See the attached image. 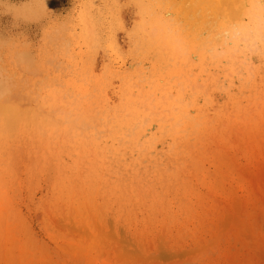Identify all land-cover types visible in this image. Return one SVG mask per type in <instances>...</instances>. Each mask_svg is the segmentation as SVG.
I'll return each instance as SVG.
<instances>
[{"label":"rangeland","instance_id":"1","mask_svg":"<svg viewBox=\"0 0 264 264\" xmlns=\"http://www.w3.org/2000/svg\"><path fill=\"white\" fill-rule=\"evenodd\" d=\"M0 80V264H264V0H0Z\"/></svg>","mask_w":264,"mask_h":264},{"label":"bare ground","instance_id":"2","mask_svg":"<svg viewBox=\"0 0 264 264\" xmlns=\"http://www.w3.org/2000/svg\"><path fill=\"white\" fill-rule=\"evenodd\" d=\"M226 35H227V34H226ZM27 74H28V73H27ZM30 75H31V74H30ZM2 80H3V79H2ZM0 81H1V80H0ZM0 84L3 85V86L0 85V108H1V109H2V108H5V111L2 109L3 111H1V113H2V112L7 113L6 105L4 106V105H2V104H3V103L8 104L9 101H10V102L12 101V100H10L11 98H10V94H9V93H10V90H9V89H10V88H9L10 86H9V83L7 82L8 86H9V87H7V86H6V83H5L4 81H1ZM6 87L8 88V90H7ZM11 90H12V88H11ZM21 95H22V94H21ZM22 96H24V95H22ZM16 97H17V96H16ZM19 97H21V96L18 95L17 99H20ZM12 98H14V100H15V97H12ZM14 100H13V101H14ZM21 100H22V99H21ZM21 100H19V101L21 102ZM28 100H29V99H28ZM25 101H26V100H25ZM20 102H18V101L15 102V101H14L13 103L10 104V105L12 106V108H17V109H16L17 111H15L16 113L19 111L20 107L22 108V106H20V105L18 104V103H20ZM23 104H24V103H23ZM8 105H9V104H8ZM8 105H7V106H8ZM10 105H9V106H10ZM15 105H18L19 107H18V106L16 107ZM25 105H26V104H24V106H25ZM2 106H3V107H2ZM56 107H57V106H56ZM18 108H19V109H18ZM51 108H52V107H51ZM57 108H58V107H57ZM9 109H10V107H9ZM24 109H25V108H24ZM24 109H23V110L21 109V110L24 111ZM26 110H27V109H26ZM46 110H47V109H46ZM11 111H12V110H11ZM11 111L8 110V113H9V114H7V116L9 115L10 118H14V117L16 116V115H15L16 113H15L14 110H13V111H12V112H13V115H12V114H11ZM47 111H48V110H47ZM55 111H56V110H55ZM49 112H50V111H48V113H49ZM10 114H11V115H10ZM23 114H24V113H23ZM1 115H2V114H1ZM90 115H91V114H90ZM90 115H89V116H90ZM5 116H6V115H5ZM7 116H6V117H7ZM9 116H8V117H9ZM20 116H21V111H20ZM91 116H92V115H91ZM5 119H6V118H5ZM18 119H21V117H19ZM18 119H17V120H18ZM15 120H16V119H15ZM7 121H8V120H7ZM7 121H6V122H7ZM12 121H13V120H12ZM12 121H11V122H12ZM18 121H19V120H18ZM8 122H9V121H8ZM16 122H17V121H16ZM16 122H13V124H16ZM85 123H86V122H85ZM11 124H12V123H11Z\"/></svg>","mask_w":264,"mask_h":264}]
</instances>
